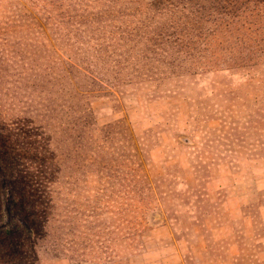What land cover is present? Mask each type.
Here are the masks:
<instances>
[{"label": "rangeland", "instance_id": "obj_1", "mask_svg": "<svg viewBox=\"0 0 264 264\" xmlns=\"http://www.w3.org/2000/svg\"><path fill=\"white\" fill-rule=\"evenodd\" d=\"M143 3L0 0V53L57 35L84 68L100 34L169 24L155 57L71 70L86 97L54 119L38 101L66 85L24 93L0 66V171L21 177L11 206L0 174V264H264V0Z\"/></svg>", "mask_w": 264, "mask_h": 264}, {"label": "trees", "instance_id": "obj_2", "mask_svg": "<svg viewBox=\"0 0 264 264\" xmlns=\"http://www.w3.org/2000/svg\"><path fill=\"white\" fill-rule=\"evenodd\" d=\"M144 7L146 10H152L155 9L157 6L161 4V7L165 5L164 0H144ZM96 8V7H93ZM98 9V8H97ZM161 12L163 10L161 9ZM105 14V11L102 9L101 10V18ZM85 15V14H84ZM149 17H145L141 21H145V26L144 27L145 31L149 33L148 36L150 37H145L140 34H138L137 31L133 29H128L126 28L125 30L117 31L120 30L121 27H118L116 32H112L109 35L105 34H100L102 37H95V43L98 46H91L89 49L90 52L84 53L85 59L88 61V66L85 68L77 65L72 59L70 53L69 55H66L68 57H65L59 54L56 46L52 43L55 39V42L58 40L57 35L55 36H45L43 35H37L34 36L33 39L27 38V39H18V50L15 51L14 47L7 52V53H0V66L1 67H7L9 68L12 72L13 75L16 77L14 78V83L20 84L24 80V83L21 88H25V92L30 91V92H37L41 90V87H44L43 83L51 82L52 80L55 81L53 83L54 85L58 84H63L66 85L64 89L63 96L65 97L62 100H59L61 96L59 92V97H55V100H57V104L53 105L51 104L50 101L54 100L53 98H49L48 100H43L40 99L38 101V107L41 109L39 112L43 114L42 117H46L47 119H54L56 118L57 114V109L59 111L61 110H70L73 111L74 105H73V100L76 99L77 101H82L81 97H86L83 96L85 94V89L82 90V88H85L86 85L82 84L81 86H72L71 80L73 76L75 75L73 71L74 70L78 74H83L87 73V75L91 76L94 72L92 70V67L95 65V61L99 59V57H110V56H120L122 51L125 49L127 51L134 50L135 47L139 46L140 50L143 52L148 51L149 54L152 55V57H155L157 53L154 52V50L150 49V43L155 44L154 41L151 39V37H156V38H161V37H168V23L166 19L164 18V15L159 16L158 15V20L156 16H151L147 15ZM96 19L95 15L93 16V20ZM140 21V20H139ZM104 28V26H102ZM102 27H94V30H97L100 32V29H103ZM125 31H128L127 33H123ZM101 33V32H100ZM115 33V34H113ZM119 33V34H118ZM163 39V38H162ZM167 39V38H164ZM7 42V41H6ZM126 46V48H125ZM166 49V43H163L160 41L159 44H157L156 49L157 51H160L161 53L164 52ZM125 50V51H126ZM64 53V52H63ZM91 54V55H90ZM123 54V53H122ZM147 57V55H146ZM78 63V62H77ZM89 70V72H88ZM85 76V75H84ZM67 80L68 82H59L58 79L62 78ZM91 81V79H89ZM100 82V86L102 89H105L103 87L107 86L106 88H110V84H108L106 81L103 79L98 80ZM78 83V82H77ZM79 84V83H78ZM81 84V83H80ZM114 88V86H111ZM82 90V91H81ZM92 92V91H90ZM19 96V92H15V97ZM28 105L29 103L32 102L31 100H28ZM48 103V104H47ZM47 104V105H46ZM80 104V103H79ZM77 104L76 107L79 105ZM82 105V104H80ZM31 107V106H30ZM34 108V107H31ZM88 109V108H87ZM28 113L33 114L35 111H28ZM44 121V120H43ZM65 127V126H64ZM33 135V134H32ZM35 136V134H34ZM15 167H10L9 170L5 171H0V174L4 172H8L11 174L3 179L2 182H5V184L11 189L12 191V197L10 199L12 200V205L15 206L17 205V197H16V192L21 187V177H13L12 171H15ZM8 173V175H9ZM1 184V183H0ZM10 206V207H11ZM6 209V206H4ZM12 234V233H11Z\"/></svg>", "mask_w": 264, "mask_h": 264}]
</instances>
